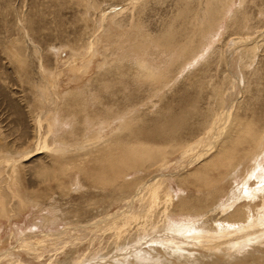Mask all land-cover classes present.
Segmentation results:
<instances>
[{"label": "rangeland", "instance_id": "1", "mask_svg": "<svg viewBox=\"0 0 264 264\" xmlns=\"http://www.w3.org/2000/svg\"><path fill=\"white\" fill-rule=\"evenodd\" d=\"M183 13L188 22L194 16L203 24L184 22ZM245 15L250 17L246 26ZM207 17L219 29L213 30L214 42L200 51ZM164 33L200 43L198 55L188 60L191 66L168 63L161 47L142 56L135 51ZM263 91L264 0H0V185L10 194L17 182L43 196L36 206L0 215V264H100L165 232V191L179 192L181 180L188 181L245 117L252 120L259 144L253 155L259 154L264 166ZM166 123L175 126L170 135L177 132L179 139L167 155L127 177H142V182L127 187L126 192L136 191L123 193L124 200L106 198L81 174H58L55 157L122 141L147 145L154 136L161 140L157 130ZM247 173L244 167L236 171L222 200ZM59 184L67 185L69 193ZM155 184L164 187L158 200L152 193ZM212 204L218 206L219 199L205 209L192 205L189 215L172 216L187 220L192 215V223L208 228L211 217L200 207L207 212ZM53 213L66 214L63 222L46 225L45 217ZM225 251L208 260L264 262V243H250L236 256Z\"/></svg>", "mask_w": 264, "mask_h": 264}, {"label": "bare ground", "instance_id": "2", "mask_svg": "<svg viewBox=\"0 0 264 264\" xmlns=\"http://www.w3.org/2000/svg\"><path fill=\"white\" fill-rule=\"evenodd\" d=\"M210 13H212L211 10ZM208 15L209 14H207V16ZM184 18H185V14H184ZM212 18L207 17L208 26H206V31L204 29L203 30L204 32L202 33L205 35H203L204 39L201 41L202 46L200 47V51L206 49L207 45L209 43L211 44L216 39L215 36L217 34H215L213 30L219 29L217 28L218 27L217 24L219 23L216 24V21L214 22V19ZM249 18L250 17L248 15L242 17V22L244 26L247 25ZM190 19L189 22L191 23L197 22L198 25L203 24L201 23L202 20L200 17L194 18L193 16V18L190 17ZM187 20L185 18L184 22H186ZM160 38L161 40L159 41L158 40L145 41L144 39L145 43L142 42L143 44H141L140 42L141 45H137L135 51L142 56L144 51L147 52L149 50H154L156 48L161 47L162 49H160L161 51L160 53L162 54V56L163 54L167 55L168 63L170 62L172 63L173 61H177V62L179 61L180 66L182 65L184 66L187 64L192 65L191 62L188 63L189 62L188 60L194 58L200 52L199 50H197L198 47L200 46V43L199 46H197V44L194 43V40H192V38L182 41V40L174 39L175 37L172 34H168V33H164L163 35H161ZM130 48L135 49L134 46H131ZM131 51H133V49ZM136 52L134 54H136ZM134 59L137 58L135 57ZM78 91L80 92V90ZM82 94L83 92L81 93V95ZM108 117L109 116H107V118ZM58 118L60 120H63L60 117ZM93 119L95 121V118ZM251 121L246 120V117L244 120L238 121V123H236L232 127V129L226 136V139L225 141H223L224 143L221 145V147L219 149L215 148L216 152L215 153L212 152V155L208 157L207 160L203 161V163L200 164V166L198 165L199 167L195 172L191 173L190 176H192L191 177L192 179L189 178L190 180L188 179V181L186 182L184 181L182 182L181 180V184L179 186L180 187L179 192L165 191V194L163 195L166 198L164 205L162 206L165 207L166 210V215H165L166 219L164 220H166L167 222V228L165 232H159L149 236L147 239H142L139 242L134 243V245H130L126 247L124 250H120L122 252L118 251L119 253L115 255L107 256L105 259L103 258V260H101L99 263L100 264H218V261H216L217 258L215 259L212 258L213 260L211 261L208 259L212 254L217 255V252L219 250H222L223 248L227 249V251H225L224 254L226 253L232 254L229 256L231 257V256H236V254L243 252V249L247 247L248 244L250 243H256V244L264 243V166L260 164L259 154L253 155V151L257 149V146L259 144L255 142L256 136H254L253 126ZM169 123L168 124L166 123L168 126H165L164 129L157 130L158 132L157 134L159 135V137H161L160 138L161 140H159V138L158 139L155 138L154 136V139H152L151 142L149 141L150 145L149 143L146 145L147 142L144 141H140V143H136V146L122 141V142H115L112 144H106L98 148L96 147L89 148L86 149L85 151L78 153L77 151H75L76 152L75 154L70 153L67 156L61 155L60 157H55L54 162H57L59 165L58 174L60 173L64 174L67 172L74 173V175L75 173L79 175L81 174L84 177V179H87L85 181H88L91 184L90 186H93L97 190L100 189L101 192L106 193L105 194L106 198L108 199L112 198L111 201L115 197L123 198L124 196L123 193L125 194L128 193L129 195L132 191L131 189L130 193L128 191L126 192L127 187L132 186L134 183L137 184V182H140L139 184H141L142 182L141 181L142 177H137V179L133 181L131 180L128 181L129 179L127 180V177H129L134 173L135 174L140 173L143 169L142 166H144V164L163 157L164 156L163 154L169 151L171 149V146H173L172 144L179 139L177 138L178 136L175 137L177 132L175 133L174 137L170 135V132L174 130L175 126L170 125ZM129 124L130 123H128V125ZM60 126L61 125H59L58 127ZM128 127L129 126H124L123 129L127 130L126 128ZM153 133L155 134L156 132ZM153 133L151 135H153ZM246 146L248 147L245 148ZM203 158L205 159V157ZM240 167H244V169L247 170L248 172L247 176H245L243 182L241 183L236 182L235 186L232 187L230 192L225 195L226 197L225 200H222L224 198L222 194L224 192L225 185L227 183H230V181L234 177L233 175L236 174V171L239 170ZM78 183L81 184L79 179H78ZM89 183L88 184L86 183V185H89ZM160 185L158 186L157 184H155L154 186H152L153 187L152 193H154L153 196L155 200H158L160 197L159 190L164 188L163 186ZM144 186L147 185L144 184L139 187L140 193L144 188ZM10 189L12 190L9 194L7 193V191L3 189L2 185H0V215L1 216H7L9 214H12L16 208L36 206L38 205L39 202L42 201L41 198L43 196L41 193L27 192L17 182H13ZM59 189L64 194L67 192L69 193L70 190V188H68L67 185L64 184L60 185ZM135 191L136 190L134 189L132 191V194ZM188 191L189 193H191L190 195L188 194ZM214 197H217V200L219 199L218 206L213 208V206L217 204L216 201L214 205L212 204V208H210L207 212L206 210L202 211V207H200L201 213L202 212L207 213L206 218L211 217L209 224L210 227L214 226L213 231L212 228L208 226H207L208 228L206 227L203 228L201 226H197L196 222L192 223V220L190 218L192 215H190L189 218L187 217V220L178 219L175 216H172V214L173 215L191 214L189 213L190 212L189 209L192 208L191 207L192 205L200 204L201 206L204 205L203 208L204 207L206 208L207 205H208L207 207H209V202L212 201ZM162 199L163 198H161V201ZM122 200H124V198ZM155 203L156 202L154 201L153 204L155 205ZM168 208L171 209L169 210ZM177 210L178 212H175ZM54 211L56 210L54 209ZM68 213L69 211L66 214ZM197 213H198V209H197ZM60 215L53 213L50 217L48 216L45 217V224L49 225L50 223H54V225H56L57 223H62L64 220L62 216L64 214L62 216ZM212 215L214 217H212ZM200 218L202 219L203 217L201 216ZM134 222L136 223V220ZM260 238H262L263 240ZM256 259L255 262H258L259 258ZM112 260H114V262H111ZM128 261H131V263H128Z\"/></svg>", "mask_w": 264, "mask_h": 264}]
</instances>
